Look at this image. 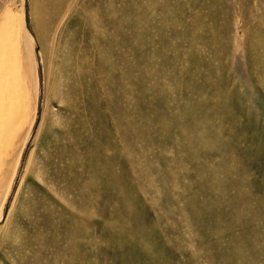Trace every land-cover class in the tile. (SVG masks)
I'll return each mask as SVG.
<instances>
[{
    "label": "rangeland",
    "instance_id": "rangeland-1",
    "mask_svg": "<svg viewBox=\"0 0 264 264\" xmlns=\"http://www.w3.org/2000/svg\"><path fill=\"white\" fill-rule=\"evenodd\" d=\"M0 264H264V0H0Z\"/></svg>",
    "mask_w": 264,
    "mask_h": 264
},
{
    "label": "water",
    "instance_id": "water-1",
    "mask_svg": "<svg viewBox=\"0 0 264 264\" xmlns=\"http://www.w3.org/2000/svg\"><path fill=\"white\" fill-rule=\"evenodd\" d=\"M26 25H27V27H29V25H30V20H29V17L27 14H26Z\"/></svg>",
    "mask_w": 264,
    "mask_h": 264
},
{
    "label": "bare ground",
    "instance_id": "bare-ground-1",
    "mask_svg": "<svg viewBox=\"0 0 264 264\" xmlns=\"http://www.w3.org/2000/svg\"><path fill=\"white\" fill-rule=\"evenodd\" d=\"M3 108L1 107V110H2ZM2 125V124H1ZM3 127V126H2Z\"/></svg>",
    "mask_w": 264,
    "mask_h": 264
}]
</instances>
